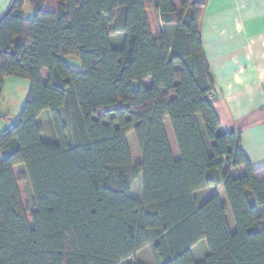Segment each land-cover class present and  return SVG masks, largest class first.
<instances>
[{"label": "trees", "instance_id": "obj_1", "mask_svg": "<svg viewBox=\"0 0 264 264\" xmlns=\"http://www.w3.org/2000/svg\"><path fill=\"white\" fill-rule=\"evenodd\" d=\"M204 5L10 1L0 20V100L6 77L28 79L29 90L0 131V264H145L135 256L148 245L154 264H264V165H250L240 133L221 129L208 97ZM43 112L51 141L37 123ZM238 166L244 174L232 175ZM140 175L137 199L129 192ZM218 185L233 231L217 193L194 196ZM200 241L207 253L197 261Z\"/></svg>", "mask_w": 264, "mask_h": 264}, {"label": "crops", "instance_id": "obj_2", "mask_svg": "<svg viewBox=\"0 0 264 264\" xmlns=\"http://www.w3.org/2000/svg\"><path fill=\"white\" fill-rule=\"evenodd\" d=\"M10 1L0 0V17ZM171 2L179 8L181 0ZM23 11L32 17L27 4ZM200 33L215 84L211 103L220 127L224 131L239 132L240 147L250 165L260 167L264 165V0H205ZM170 148L178 159V149L173 150L171 144ZM244 172V166L231 169L235 176ZM221 188L219 185L204 188L194 196L201 203L217 193L227 208V223L233 231L234 221L228 215L227 199ZM201 242L192 248V253Z\"/></svg>", "mask_w": 264, "mask_h": 264}, {"label": "rangeland", "instance_id": "obj_3", "mask_svg": "<svg viewBox=\"0 0 264 264\" xmlns=\"http://www.w3.org/2000/svg\"><path fill=\"white\" fill-rule=\"evenodd\" d=\"M111 41L113 44L120 45L121 38L117 34L111 35ZM66 62L70 67L75 70L81 69L80 60L78 57L67 56ZM146 85L150 83V80H146ZM29 90V80L26 78H19V77H6L4 87L1 93V100H0V131L4 128L10 127L14 121L17 120L19 117L20 111L23 107L25 99L27 97ZM37 123L41 127V137L44 140L51 141L52 134L51 129L49 127L46 113L43 112ZM62 123L67 125V119L65 115L62 113ZM165 128H167V138L173 150L177 149L175 139L172 134V130L168 120L164 121ZM70 140V137H67ZM1 158V155H0ZM21 174H24V168L21 166L20 168ZM22 188L25 191L26 200L30 206V208H34L33 206V196L30 190V186L28 181L24 180L22 182ZM222 193L224 190L221 188ZM129 195L140 199L142 197V176L140 175L132 184ZM227 207L228 204L226 203ZM228 215L231 217V213L228 210ZM207 253V246L205 241H202L198 247L195 248L193 252V256L197 261L203 260ZM135 259L141 261L145 264H154V259L151 253V247L148 245L142 248L140 251L137 252Z\"/></svg>", "mask_w": 264, "mask_h": 264}, {"label": "built area", "instance_id": "obj_4", "mask_svg": "<svg viewBox=\"0 0 264 264\" xmlns=\"http://www.w3.org/2000/svg\"><path fill=\"white\" fill-rule=\"evenodd\" d=\"M208 97H209V98H212V97H213V93H209V94H208Z\"/></svg>", "mask_w": 264, "mask_h": 264}, {"label": "water", "instance_id": "obj_5", "mask_svg": "<svg viewBox=\"0 0 264 264\" xmlns=\"http://www.w3.org/2000/svg\"><path fill=\"white\" fill-rule=\"evenodd\" d=\"M6 12H7V11H5V12L3 13V15L0 17V20L3 18V16L6 14Z\"/></svg>", "mask_w": 264, "mask_h": 264}]
</instances>
